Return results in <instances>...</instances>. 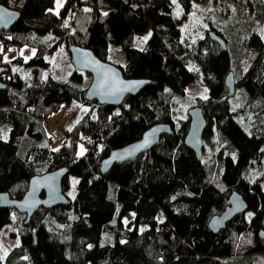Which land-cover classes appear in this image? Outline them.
<instances>
[{"label":"trees","instance_id":"16d2710c","mask_svg":"<svg viewBox=\"0 0 264 264\" xmlns=\"http://www.w3.org/2000/svg\"><path fill=\"white\" fill-rule=\"evenodd\" d=\"M53 1L0 0L19 13L10 28L0 29V79L6 84L0 89V193L20 198L31 176L64 167L61 191L67 200L51 209L39 207L27 223L25 214L0 207V228L10 225L18 239L0 264H227L221 258L232 255L237 264H247L264 254V239L257 235L264 229V188L251 176L264 155V38L260 28L250 29L235 16L243 9L264 27V0H178L183 14L193 3L209 7L203 35L189 43L180 41L169 0H64L56 13ZM148 25L150 35L138 49L133 36ZM211 31L225 40L226 50ZM109 44L124 56L122 65L110 62L124 77L149 80L118 107L87 98L89 82L81 83L86 72L73 63L69 80H62L52 75L45 58L64 45L71 61L69 46L75 45L107 61ZM12 46L34 52L5 59ZM187 61L197 62L204 74L206 96L196 101L206 119L204 132L212 129L218 140L227 141L217 149L224 151L218 160L222 184L207 173L202 156L197 159L184 146L187 117L171 114L170 100L198 79ZM39 69L48 72L37 79ZM229 71L235 85L231 96L224 85ZM70 100L86 110L59 136L70 140L50 148L41 120ZM158 121L168 122L172 133L99 173V162L111 149ZM5 124L9 132L3 139ZM80 132L87 149L78 156ZM71 174L77 182L69 198ZM231 190L247 208L213 232L207 221L224 208Z\"/></svg>","mask_w":264,"mask_h":264},{"label":"water","instance_id":"95a60500","mask_svg":"<svg viewBox=\"0 0 264 264\" xmlns=\"http://www.w3.org/2000/svg\"><path fill=\"white\" fill-rule=\"evenodd\" d=\"M19 17V13L0 3V29H8ZM210 35L219 43L221 49L226 50L225 40L214 32ZM69 52L73 65L90 75V82L86 87L87 98L110 107H118L125 95L137 93L149 82L144 78L124 77L120 69L114 64L98 58L93 52L84 47L70 45ZM4 67L0 66V75ZM42 70L39 69L36 78L39 79ZM0 79V89L5 87ZM227 96L235 91L234 77L229 71L224 77ZM188 125L183 137V144L190 149L197 159L201 158L202 136L206 127V119L200 106L195 105L187 110ZM172 133L168 122L158 121L147 127L141 135L122 146L111 149L99 162L100 174L106 173L113 164L133 159L140 153L152 148L162 135ZM64 167L56 168L29 178L27 188L20 198H9L6 192L0 193V207L14 208L18 213L25 214L24 223L39 208L51 209L65 204L67 198L61 191V179L65 175ZM42 194V195H41ZM247 208L245 200L236 190H231L226 198V205L217 214H213L207 221L208 228L215 232L224 228L225 224L236 214ZM259 238L264 239V229L257 232Z\"/></svg>","mask_w":264,"mask_h":264},{"label":"rangeland","instance_id":"374dc122","mask_svg":"<svg viewBox=\"0 0 264 264\" xmlns=\"http://www.w3.org/2000/svg\"><path fill=\"white\" fill-rule=\"evenodd\" d=\"M63 1L64 0H54L51 10L56 13ZM169 2L172 6V15L179 19L178 27L180 29V41L189 43L196 37L203 35L205 26H207L206 15L208 14L209 7H207L206 5L193 3L192 9L189 12L183 14L182 7L178 0H169ZM230 12L231 10L229 11V13ZM212 15L213 18H218L215 13H213ZM235 16L236 19L242 21V23L249 26L250 29L260 28L258 30H260V33L264 38V27H259L253 20L250 13H248L247 11L245 12L243 9H241L238 13L235 14ZM225 24L227 25L229 23ZM220 26H224V23H222ZM149 35L150 25H148V27L143 32L134 34L132 45L138 49H143L145 40ZM60 47L61 48H58L53 54L45 55V58L49 62V69L52 75L62 80H69L68 75L74 68L72 62L68 58L67 49L64 47V45H61ZM33 52L34 48L29 46H24L21 48L12 46L7 48V50L4 52V58L10 59L17 54L22 55L24 58H28L33 54ZM107 61L113 62L117 65L124 64V56L119 52L118 46L109 44V54L107 56ZM186 66L198 75V79H193L188 83L182 96H175L170 100L171 114L174 118L187 117L188 119L187 110L195 106L198 99H202L206 96V83L203 70L197 62L187 61ZM46 71L48 72V69L42 71V77L46 75ZM2 74H4V71ZM82 74L83 78L81 80V83L84 84L90 82V75L87 73ZM72 84L74 85L77 83L72 82ZM230 101L237 103L239 102V99L231 98ZM72 107H75V109ZM84 109L86 108L82 105H78L73 100H70L68 102L62 103L56 111L48 113L46 117L41 120L43 135L45 137H51V141L49 142L50 148H57L62 142H68L70 140V136L68 135L59 137L56 134V131H58V129L60 128H66L69 130L74 121H76L80 117L81 112L84 111ZM8 132L9 125H3L1 129V137L3 139H6L8 137ZM85 138L86 136L83 132H80L77 136L76 154L78 156L83 155L87 149L84 143ZM226 142L227 141L224 138L218 140L217 136L215 135V131H213L212 129L210 132H204L202 136V160L210 177L216 182L217 180L219 181L216 184L223 183L220 177L222 168L220 167L218 160H220V156L224 153V151H220L218 153L217 149L221 145L224 146ZM251 176L258 177L264 188V155H261L259 161L255 162V165L251 169ZM76 182L77 176L72 174L69 175L70 185L68 189L65 190L67 197L72 198L75 192ZM250 213V210L245 211L246 215H249ZM127 219L128 218H125L124 221H126ZM17 242L18 239L13 234V228L10 225L0 228V258H2L6 254L9 247L16 245ZM263 258V253L255 254L252 257L251 262L247 264H264ZM221 259L226 261L227 264H237V258L234 255L222 257Z\"/></svg>","mask_w":264,"mask_h":264},{"label":"built area","instance_id":"2783aa9c","mask_svg":"<svg viewBox=\"0 0 264 264\" xmlns=\"http://www.w3.org/2000/svg\"><path fill=\"white\" fill-rule=\"evenodd\" d=\"M65 132H66V129H64V128H60V129H58V131H57V135H58V136H63V135L65 134Z\"/></svg>","mask_w":264,"mask_h":264},{"label":"crops","instance_id":"0c3cea01","mask_svg":"<svg viewBox=\"0 0 264 264\" xmlns=\"http://www.w3.org/2000/svg\"><path fill=\"white\" fill-rule=\"evenodd\" d=\"M76 104H78V103H76ZM78 105H79V104H78ZM83 107H84V106H83ZM72 108L75 109V107H72ZM85 108H86V107H85ZM71 110H72V109H71ZM85 110H86V109H84V111H85ZM84 111L81 112V115L83 114ZM81 115H80V116H81ZM75 120H76V119H75ZM263 259H264V258H263Z\"/></svg>","mask_w":264,"mask_h":264}]
</instances>
